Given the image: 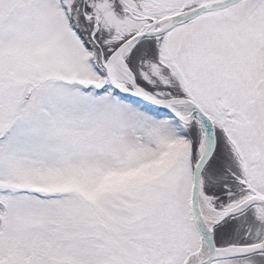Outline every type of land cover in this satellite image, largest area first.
I'll return each mask as SVG.
<instances>
[{"label":"snow or ice","instance_id":"snow-or-ice-1","mask_svg":"<svg viewBox=\"0 0 264 264\" xmlns=\"http://www.w3.org/2000/svg\"><path fill=\"white\" fill-rule=\"evenodd\" d=\"M0 264H264V0H0Z\"/></svg>","mask_w":264,"mask_h":264}]
</instances>
